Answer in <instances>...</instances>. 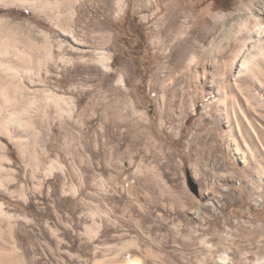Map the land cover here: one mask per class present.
I'll return each mask as SVG.
<instances>
[{"label":"rangeland","instance_id":"374dc122","mask_svg":"<svg viewBox=\"0 0 264 264\" xmlns=\"http://www.w3.org/2000/svg\"><path fill=\"white\" fill-rule=\"evenodd\" d=\"M238 1L0 0V264H264V142L171 59Z\"/></svg>","mask_w":264,"mask_h":264},{"label":"bare ground","instance_id":"6f19581e","mask_svg":"<svg viewBox=\"0 0 264 264\" xmlns=\"http://www.w3.org/2000/svg\"><path fill=\"white\" fill-rule=\"evenodd\" d=\"M238 2L237 6L240 9L243 0ZM249 17L252 22L247 19L242 20L241 28L235 33L237 37L234 43H230L229 37L223 35L218 42L212 40L208 45L203 44L202 41L210 34L205 27L196 36L197 39L194 43L187 42L180 47L178 54L171 58L174 60L173 69H176L186 59L184 68L186 78L184 77V79L187 81L185 88L187 95L194 91L196 84L197 86L198 83L202 84L209 74L214 75L218 80L216 95L218 96V105L222 107V114L219 116L230 126L229 133L223 134L221 139L228 142L233 141L235 144L244 141L264 142V134L254 132L249 127L254 125L259 129L258 121L260 116L264 117V113H258L255 107H249L248 103L242 100V96H244L245 100L252 102V106L264 108V10L259 14L250 12ZM165 31V38L160 44L161 48L172 36L177 39V45L185 42V39L179 40L182 31L175 20L168 21ZM103 54L101 52L97 56L99 61L107 60ZM102 65L105 66L104 63ZM158 78L161 79L162 76ZM225 107L229 109L228 114ZM238 127H244L245 132L241 134L231 130ZM207 139L209 138L207 137ZM128 264H138V261L133 258L129 260Z\"/></svg>","mask_w":264,"mask_h":264},{"label":"trees","instance_id":"16d2710c","mask_svg":"<svg viewBox=\"0 0 264 264\" xmlns=\"http://www.w3.org/2000/svg\"><path fill=\"white\" fill-rule=\"evenodd\" d=\"M225 1H227L229 4H228V7L230 6V4H231V1L232 0H225Z\"/></svg>","mask_w":264,"mask_h":264}]
</instances>
